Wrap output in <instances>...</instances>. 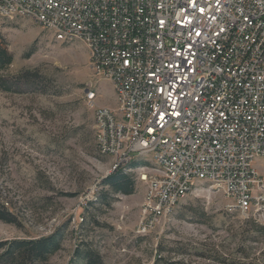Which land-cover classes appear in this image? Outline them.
<instances>
[{
    "label": "built area",
    "instance_id": "obj_1",
    "mask_svg": "<svg viewBox=\"0 0 264 264\" xmlns=\"http://www.w3.org/2000/svg\"><path fill=\"white\" fill-rule=\"evenodd\" d=\"M10 9L66 44L83 40L92 76L119 85L113 109L84 89L96 147L114 169L142 149L166 163V172L136 171L146 188L138 233L184 196L205 193L264 227V213L252 217L264 205L254 165L264 153V0H0Z\"/></svg>",
    "mask_w": 264,
    "mask_h": 264
},
{
    "label": "rangeland",
    "instance_id": "obj_2",
    "mask_svg": "<svg viewBox=\"0 0 264 264\" xmlns=\"http://www.w3.org/2000/svg\"><path fill=\"white\" fill-rule=\"evenodd\" d=\"M0 36L13 57L0 71V203L21 225L0 221V242L69 222L48 264H76L78 247L97 251L103 264H264V227L227 212L219 193L184 196L146 233H138L146 188L136 180L135 193L115 195L110 208L87 205L107 189L105 177L121 170L136 179L132 171L143 165L134 159L111 171L115 161L97 151L84 89L98 92L105 80L92 76L81 42L58 41L30 19L0 16ZM24 72L37 76L19 78ZM102 92L115 103L112 86ZM254 165L264 181V157Z\"/></svg>",
    "mask_w": 264,
    "mask_h": 264
},
{
    "label": "trees",
    "instance_id": "obj_3",
    "mask_svg": "<svg viewBox=\"0 0 264 264\" xmlns=\"http://www.w3.org/2000/svg\"><path fill=\"white\" fill-rule=\"evenodd\" d=\"M33 51L34 48L27 53L26 58H28ZM12 62L13 57L8 52L5 40L0 36V71L5 70ZM31 76L37 75L35 72H24L19 75V78H27L28 80ZM5 82L6 81L0 80V86H3L2 88L4 89H6ZM136 164L137 163H133V166H136ZM101 187H106L107 189H103L99 192L96 200L88 202L87 205L92 207L99 204L110 208L115 195L123 194L129 196L134 194L136 189L134 177L121 170L114 171L109 176L105 177L101 181ZM0 221L15 227L21 226L17 217L10 213L1 203ZM83 221L84 219H82V222ZM68 223L56 228L53 233L46 236L0 242V264H48L51 257L63 249ZM260 230L264 233L263 228H260ZM74 261L76 264H103L99 253L90 248L80 249V247H78Z\"/></svg>",
    "mask_w": 264,
    "mask_h": 264
},
{
    "label": "bare ground",
    "instance_id": "obj_4",
    "mask_svg": "<svg viewBox=\"0 0 264 264\" xmlns=\"http://www.w3.org/2000/svg\"><path fill=\"white\" fill-rule=\"evenodd\" d=\"M0 16L1 17L16 16V17L28 19V17H26L25 13L21 9H10V11H7V12L0 11ZM53 35L56 40L61 41V42H66L65 38H63V34L53 33ZM74 41L81 42L86 47V50H87V45L85 44V42H83V40L76 39V36H69V43L74 42ZM102 80H105L109 84H111L110 79H102ZM111 86L113 88L115 97H119V85L111 84ZM89 106L93 107V105H89ZM147 127H149V115H142L141 120L139 121V130H146ZM95 144H96V141H95ZM96 148L100 155L110 157L108 154V151L103 149V147H96ZM261 157H264V153H256V160ZM112 159L115 161V158H112ZM134 159L140 160L143 163L142 166H138L132 171L134 175L136 171H143L147 169L151 171L166 172V163L159 161L158 158L151 157L150 149H142V151H139L138 154L128 157L127 160H125V162H123L121 166L118 168H123L126 164H128L131 160H134ZM114 168H115V162L112 165L111 171L114 170ZM193 188H199V190L207 189V184L200 183V180H193ZM145 202H146V194H145L144 203ZM144 203L142 206H144ZM171 211L172 209L168 210V212L165 215H158V217L166 216L167 214H170ZM262 213H264V205H256V207L252 210L253 217H260Z\"/></svg>",
    "mask_w": 264,
    "mask_h": 264
},
{
    "label": "crops",
    "instance_id": "obj_5",
    "mask_svg": "<svg viewBox=\"0 0 264 264\" xmlns=\"http://www.w3.org/2000/svg\"><path fill=\"white\" fill-rule=\"evenodd\" d=\"M86 61L88 62V59H86ZM99 86H100V90L97 92L98 97H97V100L95 102L96 106L107 107V108H111V109L115 108L116 107V101H115L116 98H114L115 103L112 104L111 102H109L108 99H106L105 97L102 96V93H103L102 91H105V89L111 90L110 84L106 81H103V82L99 83Z\"/></svg>",
    "mask_w": 264,
    "mask_h": 264
}]
</instances>
